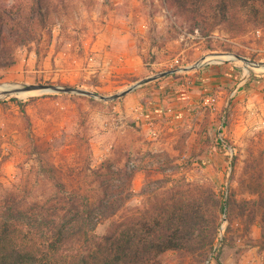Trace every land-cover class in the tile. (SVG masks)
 Listing matches in <instances>:
<instances>
[{"label": "rangeland", "instance_id": "374dc122", "mask_svg": "<svg viewBox=\"0 0 264 264\" xmlns=\"http://www.w3.org/2000/svg\"><path fill=\"white\" fill-rule=\"evenodd\" d=\"M29 2L0 0L5 9L12 4L25 8ZM45 4L47 24L29 43L8 37L2 46L0 85L50 84L109 97L206 56L197 68L214 70L215 78L201 102L211 96L215 102L205 106L219 103L220 111L216 120L135 118L169 93L189 88L191 70L168 74L111 101L42 91L0 97V205L26 208L38 202L60 209L78 197L107 201L115 215L95 227L100 237L111 220L129 218L137 229L172 197L175 202L203 196L208 219L217 216L219 197L254 198L247 189L245 162L264 154V69L209 54L264 62L263 19L238 33L244 13L235 30L220 24L208 43L190 34L184 19L175 26L172 10L160 0ZM8 61L12 65H5ZM127 61L132 72L123 73ZM247 216L234 207L218 213L221 224L206 257H199L205 243L195 242L194 233L185 249L166 251L155 264H264L259 219L246 230Z\"/></svg>", "mask_w": 264, "mask_h": 264}, {"label": "trees", "instance_id": "16d2710c", "mask_svg": "<svg viewBox=\"0 0 264 264\" xmlns=\"http://www.w3.org/2000/svg\"><path fill=\"white\" fill-rule=\"evenodd\" d=\"M160 1L167 11L172 10L175 26L179 18L184 19L188 32L198 33L208 43L220 24L228 23L234 26L229 30H235L244 13L246 19L238 33L256 28L264 20V0ZM5 7L0 3V54L9 38L23 45L29 43L37 29L46 26L50 13L45 0H30L25 8L19 4ZM207 49L214 50L210 44ZM10 101L18 103L14 98ZM245 163L247 189L254 198L236 202L232 194L219 197L215 202L217 216L209 219L203 196L198 194L196 200L180 197L175 202L172 197L137 229L129 218L111 220L109 230L99 237L94 234L95 227L115 215L107 201L90 202L78 197L74 202L69 197L71 204L60 209L38 202L26 208L0 205V264H155L166 251L185 249L193 242L194 233L195 242L205 243L198 255L206 257L221 224L218 213L225 214L233 207L247 211L246 230L258 218L264 238V154L252 156Z\"/></svg>", "mask_w": 264, "mask_h": 264}, {"label": "crops", "instance_id": "0c3cea01", "mask_svg": "<svg viewBox=\"0 0 264 264\" xmlns=\"http://www.w3.org/2000/svg\"><path fill=\"white\" fill-rule=\"evenodd\" d=\"M31 53H29V60ZM120 70L123 73L132 72L129 61H127ZM225 69L221 72L223 73ZM189 74L192 79L189 82V88H182L176 93H169L167 97L159 99L145 112L141 111L136 114L138 120H216L220 111L219 103L214 108H208L209 99L213 97L207 96L204 102L201 95L207 92L213 84L215 74L214 70H205L197 68L191 70ZM140 96L141 94H136Z\"/></svg>", "mask_w": 264, "mask_h": 264}, {"label": "water", "instance_id": "95a60500", "mask_svg": "<svg viewBox=\"0 0 264 264\" xmlns=\"http://www.w3.org/2000/svg\"><path fill=\"white\" fill-rule=\"evenodd\" d=\"M209 55L214 56V57H220L223 55L232 56L238 61H242L244 63H249L251 65H256L257 67H262L264 69V62H258V63L250 62L248 59H246L245 57L240 56V55L228 54V53H215V52L211 53ZM205 59H206V56L202 57L193 66H189V67H185V68H181V69H176V70H171V71H167V72H162V73H159L157 75H154V76H151L148 78H144V79L136 82L132 86H129L125 90H123L117 94H114L112 96H109V97L102 96V95H99L95 92L82 90V89H78V88H72V87H67V86H57V85H50V84H29V85H26V84H22V85H4V84H1L0 85V89H1L0 90V97H8L10 95H16V94H19L22 92L42 91V92H49V93L76 94V95L86 96V97H90V98H96V99L103 100V101H111V100L118 99V98L132 92L137 87L142 86L143 84H146L148 82H151V81L157 80L159 78L165 77L168 74H172L176 71H188V70L196 69L205 61Z\"/></svg>", "mask_w": 264, "mask_h": 264}, {"label": "built area", "instance_id": "2783aa9c", "mask_svg": "<svg viewBox=\"0 0 264 264\" xmlns=\"http://www.w3.org/2000/svg\"><path fill=\"white\" fill-rule=\"evenodd\" d=\"M214 102H215V99H212V98L209 99V104L210 105H213Z\"/></svg>", "mask_w": 264, "mask_h": 264}]
</instances>
